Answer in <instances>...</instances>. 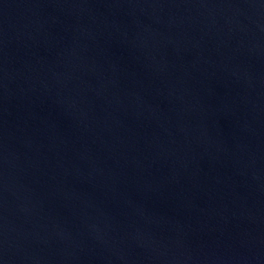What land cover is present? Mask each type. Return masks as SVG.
<instances>
[{"label":"water","instance_id":"95a60500","mask_svg":"<svg viewBox=\"0 0 264 264\" xmlns=\"http://www.w3.org/2000/svg\"><path fill=\"white\" fill-rule=\"evenodd\" d=\"M0 264H264V0H0Z\"/></svg>","mask_w":264,"mask_h":264}]
</instances>
